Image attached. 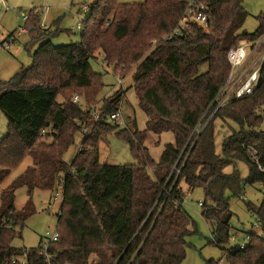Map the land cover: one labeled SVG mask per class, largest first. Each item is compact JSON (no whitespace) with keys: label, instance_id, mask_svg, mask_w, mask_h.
<instances>
[{"label":"trees","instance_id":"16d2710c","mask_svg":"<svg viewBox=\"0 0 264 264\" xmlns=\"http://www.w3.org/2000/svg\"><path fill=\"white\" fill-rule=\"evenodd\" d=\"M189 1L97 0L81 42L54 46L47 38L32 55V65L0 87V110L8 122L0 140V186L28 158L32 161L0 195L7 202L0 210V264H22L13 261L25 255L29 264H45L39 247L13 246L32 216L30 209L16 212L15 191L22 187L30 197L35 189L62 187L60 237L50 248L53 264H182L186 237L194 233L184 187L205 191L202 215L212 227V243L230 245L233 213L224 192L229 189L237 197L244 192L239 174L225 170L244 162L250 169L246 184L264 185V118L259 113L264 67L251 96L215 113L213 103L230 75L228 52L243 40L262 37L264 22L250 34L244 29L249 16L244 0H202L208 7L206 29L186 23L181 35L167 39L180 26ZM41 24L32 10L25 30L38 31ZM100 59L123 76L137 72L134 88L148 118L146 129L139 131L134 119L117 134L130 146L135 165L99 161V143L115 130L113 124H96L91 116L104 88L91 61ZM78 92L86 96V105L74 102L72 95ZM122 94L118 89L108 97L101 112L114 113ZM60 95L63 103L57 101ZM216 121L238 127L224 139L222 156L215 150ZM84 128L92 133L84 134ZM163 133H172L175 142L155 162L145 143L150 134ZM79 134L80 150L67 163L64 155ZM248 207L264 235V201L257 210ZM226 253L228 264H264V241L252 236L244 250L231 247Z\"/></svg>","mask_w":264,"mask_h":264},{"label":"rangeland","instance_id":"374dc122","mask_svg":"<svg viewBox=\"0 0 264 264\" xmlns=\"http://www.w3.org/2000/svg\"><path fill=\"white\" fill-rule=\"evenodd\" d=\"M96 1L3 0L0 2V87L8 84L21 67L28 68L32 65V55L47 38L51 39L54 46L81 42V30L78 29V24L86 22L89 16V12L85 13L84 8L90 9ZM119 2L122 4H142L145 0H119ZM243 6L249 14L244 29L253 34L260 27V23L264 22V0H244ZM32 10L39 13L42 23L41 29L35 32L25 30L27 26L25 17H29ZM91 66L94 73L103 76L104 88L96 101L102 105L108 97L116 93L117 76L109 65L102 63L101 59L92 60ZM136 73V69H132L126 76L122 75L125 78V88L121 89L123 93L121 106L128 123L130 124L135 119L138 130L144 131L148 118L139 107L134 88ZM74 95H80V103L86 105L87 98L83 93H74L72 96L74 97ZM57 101L63 103V97L58 96ZM259 113L264 118V106L259 110ZM114 127V132L109 133L110 135L99 143L100 163L109 166L135 165L137 161L131 153L130 146L125 140L117 136L125 128H119L115 125ZM7 128V118L0 110V140L6 135ZM233 130H238V127L233 123L224 125L220 121L215 122V150L217 155L222 156L223 141ZM261 130H264V120ZM174 142L175 137L172 133L150 134L145 146L149 149L154 161L159 162L165 146ZM81 143L82 136L79 134L75 138V144L64 155V160L67 163L75 159ZM31 163V159L28 158L18 170L7 178L0 186V195L14 180L25 173ZM234 171L240 176L241 190L244 192L246 200L243 201L240 197L234 196L229 189L224 192V198L228 201L230 211L233 213L231 224L235 229V241L231 242L229 246L219 247L212 243V227L203 217L202 207L199 206L200 202L206 200L205 191L200 188L190 191L184 187L185 207L193 221L194 233L186 237V258L182 264H208L210 261L216 264H228L226 251H229L237 243H241L248 232L263 235L260 228L256 226L254 212L248 206L255 210L260 208L264 201V185L262 183L246 184L250 176V169L244 162L237 161L236 165L228 167L225 173L232 175ZM57 193L59 194L58 197ZM30 200L32 201L31 204H29ZM6 204L7 202L2 201L0 196V210ZM61 204L62 187H55L51 190L35 189L32 197L28 194L26 187L17 189L15 191L16 212L23 214L24 211L30 209L32 216L26 220L22 236L13 242V246L19 249L38 248L42 240L46 239V233L56 228ZM20 259L21 257L16 258L18 261Z\"/></svg>","mask_w":264,"mask_h":264},{"label":"built area","instance_id":"2783aa9c","mask_svg":"<svg viewBox=\"0 0 264 264\" xmlns=\"http://www.w3.org/2000/svg\"><path fill=\"white\" fill-rule=\"evenodd\" d=\"M0 2H3V0H0ZM207 10L208 7L202 0H190L188 2V8L186 10L185 17L180 22V26L174 32H172L167 37V39H171L176 35H181L183 30H185V27L187 26L186 23H194L199 27L206 29ZM84 12L88 13L89 8L85 7ZM27 19L28 17H25L26 21ZM42 27L44 26L42 25ZM83 28L84 22L79 23L78 29L82 31ZM227 59L231 66V71L225 86L222 88L213 103L215 105L214 113L224 106L228 105L233 100H239L251 96L257 89L259 79L264 67V35H262V37L255 41H241L238 45L233 47L228 52ZM115 75L117 76L118 82L116 89H124L125 78L122 77L121 71H117ZM74 102L79 103L80 97L76 95L74 97ZM101 108L102 105L99 104L91 110L92 119L96 124H113L119 128H126L128 126V119L124 115L121 105L114 113L108 115H104L101 112ZM83 133L91 134L92 132L89 129L84 128ZM256 154L257 152L252 149V155L255 159H257ZM260 169L262 172H264V168L260 167ZM58 196L59 194L57 193V197ZM240 199L243 201L246 200L244 196H241ZM199 206H202V202L199 203ZM255 217L256 226H258V228H260L262 232L257 214H255ZM231 228L232 233L230 236V241L233 242L235 241V229L232 224ZM252 236L261 237L264 241V235L250 231L246 234L245 239H243L241 243H237L233 247H238L239 249L244 250ZM59 237V232L56 226L54 230L46 233V239H43L41 244L39 245L40 256L44 259L45 264H53L52 255L50 254V248L59 240ZM13 262L15 263L16 259ZM19 262L22 264H29L26 255L21 257Z\"/></svg>","mask_w":264,"mask_h":264},{"label":"crops","instance_id":"0c3cea01","mask_svg":"<svg viewBox=\"0 0 264 264\" xmlns=\"http://www.w3.org/2000/svg\"><path fill=\"white\" fill-rule=\"evenodd\" d=\"M4 1H5V0H4ZM45 28H46V27H45ZM34 32H35V31H34ZM21 68H22V67H21ZM21 68H20V70H21ZM20 70H18V72H19ZM18 72H17V73H18Z\"/></svg>","mask_w":264,"mask_h":264},{"label":"water","instance_id":"95a60500","mask_svg":"<svg viewBox=\"0 0 264 264\" xmlns=\"http://www.w3.org/2000/svg\"><path fill=\"white\" fill-rule=\"evenodd\" d=\"M83 1L87 2L88 0H83Z\"/></svg>","mask_w":264,"mask_h":264}]
</instances>
